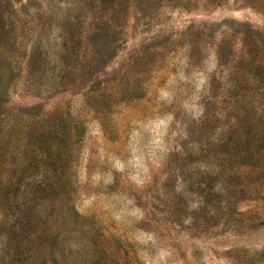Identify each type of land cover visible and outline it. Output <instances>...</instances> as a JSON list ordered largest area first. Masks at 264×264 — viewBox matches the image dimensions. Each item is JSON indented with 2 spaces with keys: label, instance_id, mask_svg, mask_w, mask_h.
I'll return each instance as SVG.
<instances>
[{
  "label": "rangeland",
  "instance_id": "374dc122",
  "mask_svg": "<svg viewBox=\"0 0 264 264\" xmlns=\"http://www.w3.org/2000/svg\"><path fill=\"white\" fill-rule=\"evenodd\" d=\"M0 264H264V0H0Z\"/></svg>",
  "mask_w": 264,
  "mask_h": 264
}]
</instances>
